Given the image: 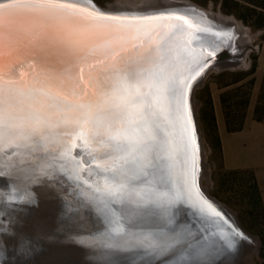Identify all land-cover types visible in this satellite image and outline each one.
Here are the masks:
<instances>
[{"label":"bare ground","instance_id":"bare-ground-1","mask_svg":"<svg viewBox=\"0 0 264 264\" xmlns=\"http://www.w3.org/2000/svg\"><path fill=\"white\" fill-rule=\"evenodd\" d=\"M67 1L111 14H169L171 17L107 29L108 26L104 24L87 23L88 27L76 24L69 21L73 17L63 13L30 17L5 10L6 32L15 31V24H22L19 28L24 29L25 23L38 19L36 22L41 21L43 25L61 26L67 32L84 35L75 48L50 54L49 51L36 52L23 48L16 36L8 34L9 38H13L8 45L12 48L15 61L0 70L3 78L6 81L15 80L17 84L21 81L31 84L39 80L42 87L43 82L47 81L57 100H46L45 103L55 104V112L51 115L61 117L50 120L31 136L26 146L21 145L14 153L7 154L3 148L0 149V173L9 183L7 194L16 218L15 227L40 234L46 246L43 256L52 255L54 264H64V261L66 264L71 258L74 264H124L125 261L132 264H252L257 238L243 229L234 212L212 197L202 185L201 171L209 175L210 170L204 159L195 110L192 114L193 124L197 126V140L202 149V152L197 151L196 157L199 191L226 213L230 222H235L251 235L249 241L234 233L230 227L222 226L216 216L213 218L210 214L214 209L199 198L194 188L186 202L174 203L165 214L156 196L159 192L167 191V188L158 182L159 173L151 164L146 165L147 178L130 184L119 200L111 201L110 210L101 197L114 175L113 158L123 153L109 145L107 136L102 135L101 130L107 129L110 124L118 125L124 117L118 109L107 107L89 117L90 123L85 125L86 113L75 107L77 103H90L89 94L94 99L108 90L113 75L110 66L119 61L122 55L129 67H134L143 57L155 58L162 69H174L178 78L184 80L186 77L183 73L191 67L189 62L199 49H204L206 42L215 45L219 42L233 43L235 50H242L252 37L249 28L233 17L204 9L191 0H119L108 8L93 0ZM181 16L183 20L179 19ZM176 22L179 32L172 33L173 29H166ZM125 42H129L127 47ZM85 50L109 55L101 54L82 61L81 53ZM64 52L73 53V58L78 61L70 63L73 59H67ZM161 57L164 58L162 61L159 59ZM233 62L230 59L211 63L187 82L192 101L189 108L194 109L193 86L195 88L200 84L211 68ZM22 99L31 103L28 98ZM149 112L154 113L152 119L170 133L169 139L173 142L176 157L175 181L179 179L180 162L186 159L181 139L182 122L176 120L175 113L170 114L162 102L154 104ZM81 133L93 148L96 161L100 164L107 162L108 170L104 169L101 184L96 188L80 180L76 163L68 153L73 136ZM156 156H160V153L157 152ZM127 159L126 167L134 171L138 166L137 160L142 157L134 160L129 156ZM156 163L159 160L153 161V164ZM187 203L190 207L199 208L196 213L193 212L194 216L202 215L197 216V221L192 225L183 224L186 222L182 217L187 212L192 213ZM89 210L92 214H89ZM220 219L223 221V218ZM160 248L163 249L162 255L159 254ZM234 256L235 259H229Z\"/></svg>","mask_w":264,"mask_h":264},{"label":"snow or ice","instance_id":"snow-or-ice-1","mask_svg":"<svg viewBox=\"0 0 264 264\" xmlns=\"http://www.w3.org/2000/svg\"><path fill=\"white\" fill-rule=\"evenodd\" d=\"M8 10L16 15L30 17H45L49 13H74V5H66L62 0H3L0 2V58L3 55L4 37V12ZM86 22H93V17H81ZM153 17L144 16L135 21L115 20L113 23H144ZM183 20L184 17H179ZM9 35H20L9 32ZM108 56L109 53L88 52L81 53V60L96 58L97 55ZM162 61L164 58H159ZM205 59L210 60L211 55L205 54ZM112 81L107 91L97 98L89 94L90 103H77L75 107L86 113L85 125L90 123L89 117L96 112H102L107 107H114L124 119L116 124H110L107 129H102V135L107 136L108 143L117 152L123 153L113 158L114 175L111 183L107 184L102 193V199L111 210V201L119 200L122 193L132 183L142 178H147L146 165L151 164L159 175L158 182L167 188V191L157 193V202L162 211L167 214L169 206L176 202L187 201L191 196V189L196 187V157L201 151L197 140V126L193 124L194 109L188 107L192 103L191 93L187 91V78L180 80L174 69H162L155 58L143 57L134 66L129 67L125 57L120 56L119 61L110 66ZM91 75V74H90ZM199 75V74H198ZM0 72V149L8 142L9 149L14 153L21 145H27L31 136L48 124L52 119L61 117L53 116L56 105L45 101L57 100L53 95L51 85L39 80L31 84L23 81L17 82L3 78ZM198 82V80H197ZM47 89V90H46ZM192 91H194V86ZM69 95H75L70 93ZM22 98H28L31 103H26ZM162 102L169 109L170 114L175 113V119L182 122L181 139L186 153V159L181 160L179 179L173 180L177 175L174 169V148L170 141V133L166 132L155 122L150 113L154 104ZM81 125V127L85 126ZM83 133H81V136ZM88 141L86 140L85 143ZM159 152L160 156H156ZM134 160L138 156L137 167L134 171L126 165L128 157ZM167 157V160H165ZM154 160L159 163L153 164ZM122 161L123 163H119ZM108 170L107 162L101 165ZM204 173L201 171V179ZM100 191V189H97ZM211 207V205H209ZM218 217L220 212H215ZM15 236V234H13ZM17 239H26L16 237ZM175 243V241H173ZM159 248V245L157 246ZM159 254H163L160 248Z\"/></svg>","mask_w":264,"mask_h":264},{"label":"rangeland","instance_id":"rangeland-1","mask_svg":"<svg viewBox=\"0 0 264 264\" xmlns=\"http://www.w3.org/2000/svg\"><path fill=\"white\" fill-rule=\"evenodd\" d=\"M93 1L108 8L119 0ZM191 1L233 17L251 31L246 48L229 57L234 62L211 68L194 88L193 97L204 159L210 170L201 179L202 185L234 212L243 229L257 238L252 264H264V141L259 138V148L244 155L248 163L239 165L234 162L235 141L231 138L246 121H264V0ZM225 46L236 48L233 43ZM222 58L218 60H225Z\"/></svg>","mask_w":264,"mask_h":264},{"label":"water","instance_id":"water-1","mask_svg":"<svg viewBox=\"0 0 264 264\" xmlns=\"http://www.w3.org/2000/svg\"><path fill=\"white\" fill-rule=\"evenodd\" d=\"M0 2H3V0H0ZM62 3L66 5L75 6L74 13H63V14H67V16L73 17V20H69V19L67 20L74 21L76 24L79 23L81 25H86V27L89 26V25L87 26V23L89 22H86V20H82L81 17L96 18L94 19L93 22H91V24L92 23L94 25L104 24L106 27L108 26L107 29L115 28L119 26L121 27L127 25L130 26L131 24V23H113V21L115 20L135 21L144 16H151L153 17L152 20L162 17H171L169 14L126 16V15L111 14L103 11H98L89 8L87 6L79 5L73 1L62 0ZM32 21L25 23L24 29L19 28L22 24L13 25V27H17L16 28L17 33L20 34V35H14L16 36L15 38L18 40V43L21 45V47L31 49V51H36V52L49 51L48 53L52 54L53 52H60L61 49L63 50L65 48L73 49L76 46H78L80 44V41L84 38L83 34L77 32L73 33L71 31L67 32L61 26L43 25L41 21L36 22L38 21V19H34ZM173 24L174 25L169 27L170 29L167 27L166 29L168 30L173 29L172 33L179 32L177 28V22ZM5 26L4 28H6ZM7 31L10 32L9 30ZM8 32H6V30L4 32L3 55L0 61L1 63L0 70L6 68L8 65L10 66L13 63V61H15L11 53L12 48H10V45H8V42H12L13 38L12 37L9 38ZM128 43L125 42L126 47ZM209 43L210 41L206 42L204 49H199L200 51H197V53L194 54V58L189 62L190 64L189 66H191L190 69L183 73L184 76L187 78V82H189V80H191L192 77H194V75L197 76V73L199 71H202L205 67H207L211 63L218 62L219 60H221V59L218 60V58L223 57L222 59H224L225 57V60H230L231 58L229 57H235V55L238 52H240L238 50H231L230 49L231 47L229 48L231 51L227 49L228 47L225 46L227 45V43L225 44L219 42L216 45ZM69 53L70 52L67 53L64 52L63 55L67 59H73L70 62L73 63V61H76L74 59L75 57L73 58L74 56L73 53L71 54ZM205 54L211 55V59L206 60ZM29 62L30 61H27V63ZM3 152L7 154L12 152V150L9 149L8 143L3 147ZM68 153L76 163V171L78 172L80 180L84 181L88 185L89 184L92 185L95 188L97 186H100L101 180L103 178L102 174L105 173L104 168L101 166L103 164H100L96 161L93 148L88 143H85V140L81 135L73 136L68 147ZM142 183L143 181L140 182V184ZM8 189H9V183L7 182L5 176L2 173H0V264H54V259L52 258V255L43 256V254L45 253L46 246L42 242V238L40 234L32 233L15 227L16 218L12 211L13 209L10 208L11 201H9L10 197H8L7 194ZM199 190L200 189L196 184V187H194V191L196 192V194L199 196L200 199L206 201L214 209L212 210L213 212L210 214L213 216V218L214 216H216L215 212L219 211L220 215L216 217L221 222L222 226L230 227L234 233L236 232L237 234L241 235V237L244 240H248V241L251 240L250 238L251 235L247 234L244 230L240 229L237 226V224H235V222H230V220L226 216V213L222 212L217 207H215L214 202L210 200V198L202 195L201 191ZM187 205L189 206V208H191L189 211H192V213L187 212V214L182 217L183 221L186 222L183 224L192 225L197 221V216H202V215H200L199 213V215H195L196 216L195 218L193 212L196 213L197 211L196 209L199 208H195L194 206L190 207V204L188 203ZM89 214H92L90 210H89ZM220 218H223V221ZM221 225H219V227H221ZM13 234H15V236ZM16 237H24L26 239L22 240V239H17ZM235 258L236 256L230 257L229 259L233 260ZM71 260L72 258L68 262H66V264H74ZM105 264H112V263L109 262ZM124 264H132V263H130L129 261H125Z\"/></svg>","mask_w":264,"mask_h":264},{"label":"crops","instance_id":"crops-1","mask_svg":"<svg viewBox=\"0 0 264 264\" xmlns=\"http://www.w3.org/2000/svg\"><path fill=\"white\" fill-rule=\"evenodd\" d=\"M238 132L231 135V138L235 141V145L232 149L236 151L233 157L235 158L234 162L236 164L243 165L248 163L247 157L244 155H247L250 150L256 151V149L259 148L257 145L259 143V138H262L264 141V121H246L243 128ZM262 146H264V144H262Z\"/></svg>","mask_w":264,"mask_h":264},{"label":"trees","instance_id":"trees-1","mask_svg":"<svg viewBox=\"0 0 264 264\" xmlns=\"http://www.w3.org/2000/svg\"><path fill=\"white\" fill-rule=\"evenodd\" d=\"M260 117V116H259Z\"/></svg>","mask_w":264,"mask_h":264}]
</instances>
